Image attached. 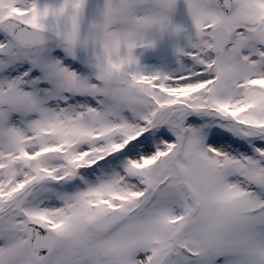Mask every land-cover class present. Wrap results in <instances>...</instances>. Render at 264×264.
<instances>
[{
  "label": "snow or ice",
  "instance_id": "1",
  "mask_svg": "<svg viewBox=\"0 0 264 264\" xmlns=\"http://www.w3.org/2000/svg\"><path fill=\"white\" fill-rule=\"evenodd\" d=\"M0 264H264V0H0Z\"/></svg>",
  "mask_w": 264,
  "mask_h": 264
}]
</instances>
